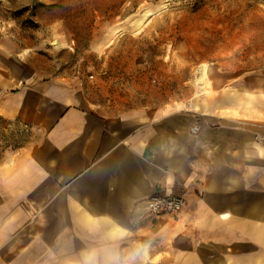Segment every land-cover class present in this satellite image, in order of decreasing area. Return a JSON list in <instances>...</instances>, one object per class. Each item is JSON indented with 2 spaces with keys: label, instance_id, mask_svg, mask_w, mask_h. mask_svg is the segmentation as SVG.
Segmentation results:
<instances>
[{
  "label": "crops",
  "instance_id": "0c3cea01",
  "mask_svg": "<svg viewBox=\"0 0 264 264\" xmlns=\"http://www.w3.org/2000/svg\"><path fill=\"white\" fill-rule=\"evenodd\" d=\"M8 54L0 119L28 137L0 157V264H264V83L126 105Z\"/></svg>",
  "mask_w": 264,
  "mask_h": 264
},
{
  "label": "rangeland",
  "instance_id": "374dc122",
  "mask_svg": "<svg viewBox=\"0 0 264 264\" xmlns=\"http://www.w3.org/2000/svg\"><path fill=\"white\" fill-rule=\"evenodd\" d=\"M1 51L84 79L101 100L207 105L264 83V0H0ZM27 137L0 119V157Z\"/></svg>",
  "mask_w": 264,
  "mask_h": 264
},
{
  "label": "built area",
  "instance_id": "2783aa9c",
  "mask_svg": "<svg viewBox=\"0 0 264 264\" xmlns=\"http://www.w3.org/2000/svg\"><path fill=\"white\" fill-rule=\"evenodd\" d=\"M197 127H194L195 131ZM185 200L182 195L153 194L146 199L145 213L153 218L175 216L182 211Z\"/></svg>",
  "mask_w": 264,
  "mask_h": 264
}]
</instances>
